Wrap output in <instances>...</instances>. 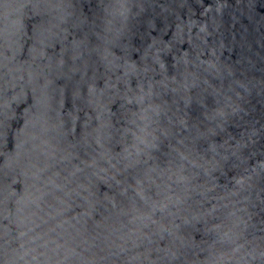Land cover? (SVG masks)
Here are the masks:
<instances>
[{
  "label": "water",
  "instance_id": "95a60500",
  "mask_svg": "<svg viewBox=\"0 0 264 264\" xmlns=\"http://www.w3.org/2000/svg\"><path fill=\"white\" fill-rule=\"evenodd\" d=\"M0 264H264V0H0Z\"/></svg>",
  "mask_w": 264,
  "mask_h": 264
}]
</instances>
